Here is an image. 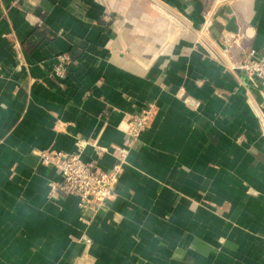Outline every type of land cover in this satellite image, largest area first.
I'll return each instance as SVG.
<instances>
[{
    "label": "crops",
    "instance_id": "0c3cea01",
    "mask_svg": "<svg viewBox=\"0 0 264 264\" xmlns=\"http://www.w3.org/2000/svg\"><path fill=\"white\" fill-rule=\"evenodd\" d=\"M217 1L161 3L197 28L208 25L209 38L219 47L226 43L231 65L249 50L263 56L264 0ZM105 4H112L111 14H102ZM167 19L139 0H0V264H80L82 258L88 264H195L185 259L192 247L183 244L174 256L161 244L177 236L179 243L205 246L185 228L187 203L215 221V209L224 210L216 240L226 250L206 255L200 248L210 258L197 264H264V177L218 178L216 172L248 158L227 117L248 131L256 112L264 123V100L239 70L232 79L210 68L212 51L200 42L172 38ZM57 53L70 57L64 86L49 78ZM206 77L215 97L209 109L219 115L223 106L230 114L220 117L224 132L217 125L205 129L200 104L193 108L182 98ZM216 89L235 99L224 104ZM149 102L155 103L150 126L130 146L124 125ZM77 140L87 144L78 149ZM119 147L129 149L109 212L80 214L75 197H49L40 151L79 153L106 170L117 163Z\"/></svg>",
    "mask_w": 264,
    "mask_h": 264
},
{
    "label": "built area",
    "instance_id": "2783aa9c",
    "mask_svg": "<svg viewBox=\"0 0 264 264\" xmlns=\"http://www.w3.org/2000/svg\"><path fill=\"white\" fill-rule=\"evenodd\" d=\"M233 0H219V3H229ZM162 4V3H161ZM165 5H161L162 9L165 10L163 15L168 18V13L171 9ZM149 7V6H148ZM102 14H109L101 10ZM176 13V12H175ZM177 14V13H176ZM173 31L187 30L196 39L200 38L202 31L196 30L197 27L193 26L192 23L187 25L183 22V16L178 15L176 17ZM200 29H204L200 28ZM199 42V41H198ZM213 46L208 48L212 51V61L222 66L220 58L221 42L215 43L211 41ZM217 54L219 56H217ZM217 56V57H216ZM224 67L226 73L232 78H236L235 70H239L253 83L255 87H258L261 97L264 100V55L258 56L255 50H249L246 57L240 62V64L231 65L228 63ZM70 57L66 53H57L52 58V70L49 74V78L54 83L61 86L71 79L69 70ZM235 66V67H234ZM155 103L149 102L147 105L137 107L127 123L124 125L125 135L128 137L129 145L137 141L143 136L148 127L150 126L151 119L154 115ZM264 133V132H263ZM76 146L78 149L85 147L86 141L77 140ZM131 144V145H132ZM130 145V146H131ZM129 149L128 147H119L117 150L118 161L112 165L109 169L102 170L96 167V162H84L82 161L79 153L78 154H67V153H51L49 151H40V162L41 165L48 169L49 180V197L58 196L60 198L75 197L77 199L78 213L86 214L88 211H94V213H104L111 209V197L114 193L118 184L119 175L122 171V167L126 164V156ZM101 150V149H100ZM256 163L259 164L257 171L262 170L264 172V155L256 156ZM58 175L59 180H56L53 176ZM88 243H91L90 239H87ZM80 264H88V262L82 258Z\"/></svg>",
    "mask_w": 264,
    "mask_h": 264
},
{
    "label": "rangeland",
    "instance_id": "374dc122",
    "mask_svg": "<svg viewBox=\"0 0 264 264\" xmlns=\"http://www.w3.org/2000/svg\"><path fill=\"white\" fill-rule=\"evenodd\" d=\"M104 1L107 2V3L108 2L119 3V2H122V1L129 2V0L128 1H126V0H104ZM139 1L142 2L146 7L149 6L150 7L149 9L155 11L156 13H159L156 10V8H155V6L157 7L156 4L162 5L161 4V0H139ZM206 2L207 3L213 2V0H206ZM219 4H221V3H219ZM164 8H165V6H164ZM112 9H113L112 4H111L110 7H109V5L105 4L104 7L101 10H103L106 13L111 14L110 11H112ZM163 12H165V10H163ZM163 12L159 13V14L163 15ZM168 14H169L168 15V19H167L168 20V31H169V35L172 38L173 37H178V36H183V38H190V39H194L195 38L187 30L183 31L182 35H181V31L174 32L173 31V26H176L175 25V21H177L176 17H178L179 14H176L175 11H173L172 9H171V12L168 13ZM112 18L114 20V17H112ZM183 19H184L183 22L184 23L187 22L186 23L187 25H189L191 23L186 18L183 17ZM114 23H115V20H114ZM203 27H204V29L196 28V30L202 31L200 33V38L201 39H198L197 41H199L201 43L202 47H205L206 49H209L208 48L209 46H213V44L211 43L212 39L209 38V27H208V25H206V26L203 25L201 28H203ZM191 35L194 38H192ZM194 40H196V39H194ZM225 44H223V47H221V49H220V53L221 54H219V55H220V58H221V61H222V66L226 65L228 67L227 62H228V55L229 54L227 53L228 52L227 51V46ZM219 55L217 54V56H219ZM211 65H212V63H211ZM222 66L217 64L216 62H214V65H212L210 68H212L213 70L214 69L218 70L219 68H221L223 71H225L224 67H222ZM228 81L229 82L226 81V83H228L232 87L236 88L235 82L230 81V80H228ZM210 82L211 81H210L209 77H206L204 80H202V78H200L199 81L194 82L196 84V85H194V89L192 88V89L189 90L190 95H188V96L186 95L185 97L184 96L182 97L193 108H194L195 104H200L199 107H198V109L200 110V117L201 118L204 117V120L201 121V125L203 127H205V129H207L210 126H215L216 127V125L218 127L219 126V121L221 119L220 117L221 116L225 117L226 115H230V114L223 113V111L225 110V108L223 106H222V109H220V112L217 111L219 113V115H216V114L214 115L213 111L209 109L208 103L211 100L215 99V97L213 96L214 93L212 92V88L209 87L211 85ZM226 83H224L223 86H221V88H223ZM251 84H252L253 87H255L252 82H251ZM195 88H197L198 91H200V96L199 97L197 96L198 98L195 97L196 95L193 96L191 94L192 92L197 93V91H195ZM235 88H234V90H235ZM255 88L258 89V87H255ZM216 90L218 92H220L219 89H216ZM219 96H220V100L224 104H226V102L228 101V98H229V100H230L231 97L234 98L233 94H231L230 92H227V91L226 92H220ZM221 97H223V98L225 97V98L222 99ZM239 98H240V95L238 96V99ZM238 99L232 101L231 103H237ZM218 116H219L218 120L214 122V119H217L216 117H218ZM236 119H237V117L236 118L234 117L232 119L229 116L227 117L228 121H232V128H233L232 133H233V135L234 136L235 135L243 136V139H242L243 150L242 151L247 150L248 158L245 159L244 161H232V163L230 165H228L227 167L218 168V171H216L219 174L218 178H224V177L230 176V178L237 179L236 177H239L241 174H246V175L249 174V175H252V176H257L260 173H261L260 175L264 177V172L262 170H260V171L258 170L257 171V169L259 168L258 167L259 164L256 163V161H255L256 156L258 157L260 155H264V135H263L264 123H263V120H262L263 117L262 116L260 117L259 113L256 112L255 113V117L253 119L248 118V121L251 123V125L253 124L252 126H249L250 128L248 129V131L244 130V128L241 129L240 127H235V125L237 123V120H238V119L237 120ZM218 128H219V130L221 132H224V129H223L222 125H220ZM245 132H247V133H245ZM260 134H262V135L260 136ZM210 140H212V138H210ZM233 160H235V159H233ZM227 170L232 171V173L227 175L226 174ZM183 209H184V212H185L184 216L186 215V217L183 220V222L184 221L187 222L185 228L189 227L191 229V231L197 232L198 236L201 235V241H202V243L205 244V246L203 244H201L200 248H201L202 252L200 254L206 253V255H207V253L210 252V251H221L222 252V251L226 250L225 246H223L221 244V242H220L222 240H216V239H220L219 237H222L223 228L225 226L221 222L223 220L221 219L222 215H220V214L224 213L223 209H220V208L215 209L217 214L219 215L217 221H215L213 219V216H211V218H208V217H205L204 214L200 215L201 213H199V211H197L198 205L194 206L192 203H187V204H184V208ZM225 209L227 210V208H225ZM141 210H143V212L145 214H147V215H149V213H150L149 210L146 209V207H142ZM109 211H107V212H109ZM198 216H204V217L199 218ZM195 220L202 221V224H198V228L193 230L194 221ZM167 227H169V231H168L169 234H174V235L177 234L175 226H174V230H173L171 224H168ZM208 227L211 228V230H209ZM209 237H212L213 239H211ZM177 239H178L177 236H176V238H173V239H170V240L165 238V241H162L161 244H164V246L166 247V250H168L172 255H174L178 251L177 248L182 246L183 244H184L183 247L186 250H190V248L192 247V251L188 252V254L185 255V259H188L191 262L193 261L195 264L201 263V262H199L201 260L203 262H206L207 258H210V256H205L204 257V256L200 255L198 253L200 248L197 247V245L196 246H191L193 241H191V240H187V241L183 240V243H179ZM203 239H209V240L203 241ZM172 258H173V256H172ZM183 259H181V262H182ZM251 264H257V262L256 261H252Z\"/></svg>",
    "mask_w": 264,
    "mask_h": 264
},
{
    "label": "bare ground",
    "instance_id": "6f19581e",
    "mask_svg": "<svg viewBox=\"0 0 264 264\" xmlns=\"http://www.w3.org/2000/svg\"><path fill=\"white\" fill-rule=\"evenodd\" d=\"M151 5V4H150ZM157 5V7L155 6V8H156V10L159 12V13H162L163 12V9H162V7H161V5L160 4H156ZM148 7V6H147ZM148 8H150V7H148ZM162 16H164V15H162ZM232 173V171H229V170H227L226 171V174L228 175V174H231ZM219 175V174H218Z\"/></svg>",
    "mask_w": 264,
    "mask_h": 264
}]
</instances>
